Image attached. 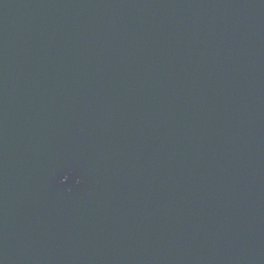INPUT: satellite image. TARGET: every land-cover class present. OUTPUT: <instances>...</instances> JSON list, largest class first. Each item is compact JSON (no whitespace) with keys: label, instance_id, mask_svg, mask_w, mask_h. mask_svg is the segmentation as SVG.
Instances as JSON below:
<instances>
[{"label":"water","instance_id":"obj_1","mask_svg":"<svg viewBox=\"0 0 264 264\" xmlns=\"http://www.w3.org/2000/svg\"><path fill=\"white\" fill-rule=\"evenodd\" d=\"M0 264H264V0H0Z\"/></svg>","mask_w":264,"mask_h":264}]
</instances>
